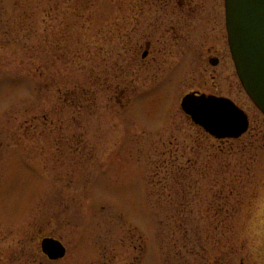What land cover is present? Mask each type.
Masks as SVG:
<instances>
[{
  "label": "rangeland",
  "instance_id": "1",
  "mask_svg": "<svg viewBox=\"0 0 264 264\" xmlns=\"http://www.w3.org/2000/svg\"><path fill=\"white\" fill-rule=\"evenodd\" d=\"M192 92L248 132L207 136ZM0 264H264V115L223 0H0Z\"/></svg>",
  "mask_w": 264,
  "mask_h": 264
},
{
  "label": "water",
  "instance_id": "2",
  "mask_svg": "<svg viewBox=\"0 0 264 264\" xmlns=\"http://www.w3.org/2000/svg\"><path fill=\"white\" fill-rule=\"evenodd\" d=\"M225 13L228 43L238 78L264 114V0H225ZM211 64L216 65L217 61ZM180 106L196 126L217 140L239 139L249 127L244 112L226 99L189 94ZM41 251L53 262L66 255L65 247L51 238L42 240Z\"/></svg>",
  "mask_w": 264,
  "mask_h": 264
},
{
  "label": "flooded vegetation",
  "instance_id": "3",
  "mask_svg": "<svg viewBox=\"0 0 264 264\" xmlns=\"http://www.w3.org/2000/svg\"><path fill=\"white\" fill-rule=\"evenodd\" d=\"M182 4H183V2H182V1H181V2H180V1H178V5H179L180 7H181V6H183ZM217 61H218V60H217Z\"/></svg>",
  "mask_w": 264,
  "mask_h": 264
},
{
  "label": "trees",
  "instance_id": "4",
  "mask_svg": "<svg viewBox=\"0 0 264 264\" xmlns=\"http://www.w3.org/2000/svg\"><path fill=\"white\" fill-rule=\"evenodd\" d=\"M187 230H188V228H185V229H184V232H187Z\"/></svg>",
  "mask_w": 264,
  "mask_h": 264
}]
</instances>
